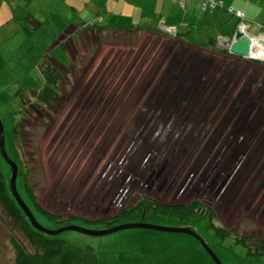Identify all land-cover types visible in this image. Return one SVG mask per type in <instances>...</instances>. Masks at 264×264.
<instances>
[{
	"label": "rangeland",
	"instance_id": "1",
	"mask_svg": "<svg viewBox=\"0 0 264 264\" xmlns=\"http://www.w3.org/2000/svg\"><path fill=\"white\" fill-rule=\"evenodd\" d=\"M24 28L16 20L0 25V119L7 150L23 160L29 190L43 208L97 229L105 224L91 220L115 217L142 200L167 206L197 200V211L211 209L209 220L229 233L220 246L206 216L192 224L223 264H264V254L253 253L264 245V100L249 109L243 134L219 138V131L237 127L227 124L218 90L211 94L213 109L189 110L184 119V110L163 108L160 91L169 78H161L162 69L173 56L165 59L166 41L82 31L68 42L70 61L53 30L46 40ZM45 54L66 67L60 98L50 106L34 98L45 86ZM23 119L16 145L14 128ZM0 170H8L1 159ZM133 221L142 220L132 214L117 223ZM144 221L191 225L151 215ZM57 237L93 247L98 264H217L187 233L127 229ZM243 237L248 246L237 241ZM16 245L35 252L0 204V264H16Z\"/></svg>",
	"mask_w": 264,
	"mask_h": 264
},
{
	"label": "crops",
	"instance_id": "2",
	"mask_svg": "<svg viewBox=\"0 0 264 264\" xmlns=\"http://www.w3.org/2000/svg\"><path fill=\"white\" fill-rule=\"evenodd\" d=\"M223 3L224 7L211 9L205 7L204 0H0V25L16 20L24 28L29 21L31 25L24 29L28 33L37 30L33 36L46 40L47 31L53 30L54 40L65 47L70 61L68 42L75 41L89 26L92 28L88 33L127 31L164 40L165 59L173 56L166 70L162 69L161 78H169L167 89L160 91L165 99L163 108L184 110L181 113L184 119L189 110L213 109L211 94L218 90L226 103L220 110L227 111L226 119H230L227 124L237 127L219 131L218 137L230 138L243 134L239 127L248 122L249 109L256 106L257 100H264V62L228 52L215 44V37L233 36L239 27V17L228 6L243 11L250 31L259 32L254 23L264 24V0H223ZM161 18L177 25L176 35L161 31ZM70 45L75 47L73 43ZM45 56L53 62L61 61L49 54ZM212 85L214 88L208 91L207 86ZM231 110L233 115L229 114ZM193 114L196 113L190 116ZM202 117L206 119L203 113Z\"/></svg>",
	"mask_w": 264,
	"mask_h": 264
},
{
	"label": "trees",
	"instance_id": "3",
	"mask_svg": "<svg viewBox=\"0 0 264 264\" xmlns=\"http://www.w3.org/2000/svg\"><path fill=\"white\" fill-rule=\"evenodd\" d=\"M218 7H224L223 0H217ZM212 6L211 9L216 8ZM238 17L239 15L234 10V7L228 6V10H230ZM243 12V11H242ZM246 17L243 19L245 23ZM159 21H164L166 25L173 26L177 28V25L169 24L165 19H160ZM242 18L239 17V25L241 24ZM250 23V22H249ZM257 27L261 30L264 28V24L260 22H255ZM238 25V26H239ZM92 26L86 27L85 31L91 29ZM238 28V27H237ZM84 31V32H85ZM99 33L103 32V30H97ZM127 32V31H126ZM220 36L227 35H217L215 37V44L218 45V38ZM229 37V36H227ZM232 37V36H230ZM44 69L42 70L45 79V86L38 93H34V98L38 99L42 103L48 105H54L57 99L60 98L59 91V82L61 80V70L66 68L65 64L61 61L53 62L49 57H46L44 60ZM27 108V106H26ZM24 119L19 123L18 128H14V135L16 137V145L19 137V132L23 127ZM19 149V147L17 146ZM19 153V150H18ZM19 162V172L18 179L22 183V188L20 189L21 194L25 198V201L32 209L35 217L42 222L43 224L50 227H59L68 223H71L73 219H79L78 217H69L63 218L58 214L52 213L47 209L43 208L38 200L37 196L30 191V187L27 184L28 182L26 177V172L24 170L23 160L18 155ZM0 204L7 212V214L13 219L14 224L17 228L23 233L26 239L29 241L31 245L35 247V252L28 253L23 247L16 245L17 256H16V264H98L97 256L95 254V250L91 246L79 247L71 244L68 240L61 239L59 237H49L45 236L41 232L35 230L31 227L27 219L20 212L18 207L14 204L12 199L9 197L6 183L4 181L3 174L0 170ZM200 203L197 200H192L187 205L180 206H167L162 203H152L148 200L139 201L136 205L130 206L128 209H123L120 215L115 217H110L101 220H88L90 222H95L97 224H105L106 226H111L114 223H117L120 218L131 216L132 214L140 217V220H146L148 215L160 217V219H166L168 221H187V220H196L197 218H208L206 220L207 224L211 230L212 237H215L219 240H223L225 237L229 236L227 230L216 226L210 216L213 215V211L210 209L208 214L199 213L197 209L200 207ZM238 242H241L243 245L248 246V242L246 238L237 239ZM220 245V244H219ZM222 246V242L221 245ZM215 249V248H214ZM256 256H260L264 254V245H262L260 250H255L253 252Z\"/></svg>",
	"mask_w": 264,
	"mask_h": 264
},
{
	"label": "water",
	"instance_id": "4",
	"mask_svg": "<svg viewBox=\"0 0 264 264\" xmlns=\"http://www.w3.org/2000/svg\"><path fill=\"white\" fill-rule=\"evenodd\" d=\"M237 40L232 45V51L236 55L249 56L250 47H251V38L246 36L241 30L236 31ZM0 159L6 164L7 172L1 170L3 174L4 181L6 183V189L9 197L12 199L14 204L18 207L23 216L27 219L29 224L35 230L41 232L45 236L57 237V235L66 232V231H77L83 234L92 235V236H105L114 232L127 230V229H144V230H153V231H162V232H176V233H187L192 235L197 239L209 256L216 261L217 264H223L221 258L217 255L214 247L200 234L192 224L201 223L202 219L197 218L196 220H187L179 221L177 223H186L191 225H162L156 222L151 221H133V222H119L114 223L111 226H106L104 228H89L76 223H68L59 227H50L42 222H40L37 217H35L32 209L25 201V198L20 192L22 188L21 181L17 178L19 172V162L17 159H14L8 152L7 146L5 143V134L3 122L0 119ZM174 222V221H169ZM221 244V241L218 242Z\"/></svg>",
	"mask_w": 264,
	"mask_h": 264
},
{
	"label": "built area",
	"instance_id": "5",
	"mask_svg": "<svg viewBox=\"0 0 264 264\" xmlns=\"http://www.w3.org/2000/svg\"><path fill=\"white\" fill-rule=\"evenodd\" d=\"M219 3L217 0H204V5L207 6H212L215 7ZM237 14L239 17L244 19V13L242 11H238ZM160 26L163 31H168V33L175 34L176 33V28L173 26H168L164 21H160ZM239 30L244 32L246 36H249L251 38V47H250V54L249 58L255 59L258 61H264V28H262L259 32L257 33H251L249 31V25L245 23L244 21L241 22V24L238 27ZM236 41V36L235 34L233 37H227V36H220L218 38V45L231 49L232 44Z\"/></svg>",
	"mask_w": 264,
	"mask_h": 264
},
{
	"label": "clouds",
	"instance_id": "6",
	"mask_svg": "<svg viewBox=\"0 0 264 264\" xmlns=\"http://www.w3.org/2000/svg\"><path fill=\"white\" fill-rule=\"evenodd\" d=\"M159 28L161 29V31L163 32V33H165V31H163L162 30V28H161V26H160V22H159ZM237 30H238V28H237ZM236 30V31H237ZM236 31L234 32V34H235V36H236ZM249 31H250V29H249ZM251 32V31H250ZM168 33V32H167ZM176 33H177V30H176ZM176 33L175 34H171V33H169L170 35H176ZM252 33V32H251ZM230 37V36H229ZM233 37V36H232ZM236 40H237V37H236ZM234 44V43H233ZM232 44V45H233ZM219 47H221V48H223V49H225V50H227L228 52H230V53H233V51L231 50L232 49V47H231V49L229 50V49H227V48H224V47H222V46H220V45H218ZM233 54H235V53H233ZM236 55V54H235ZM240 56V55H239ZM243 58H246V59H249V60H253V61H258V60H255V59H251V58H249V56H243ZM258 62H264V61H258ZM206 220H208V219H206ZM221 241V240H220ZM222 242V241H221ZM221 245V244H220ZM215 250V249H214ZM216 251V250H215ZM218 255V254H217ZM219 256V255H218Z\"/></svg>",
	"mask_w": 264,
	"mask_h": 264
}]
</instances>
